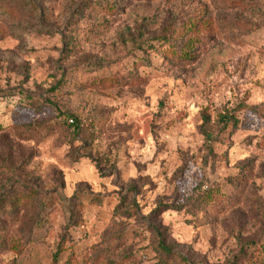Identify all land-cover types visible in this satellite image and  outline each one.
I'll list each match as a JSON object with an SVG mask.
<instances>
[{
	"label": "rangeland",
	"instance_id": "374dc122",
	"mask_svg": "<svg viewBox=\"0 0 264 264\" xmlns=\"http://www.w3.org/2000/svg\"><path fill=\"white\" fill-rule=\"evenodd\" d=\"M22 3L0 14V201L41 211L0 212V264L62 240V264H156L155 227L173 264H264V0ZM214 187L223 213L190 208Z\"/></svg>",
	"mask_w": 264,
	"mask_h": 264
},
{
	"label": "trees",
	"instance_id": "16d2710c",
	"mask_svg": "<svg viewBox=\"0 0 264 264\" xmlns=\"http://www.w3.org/2000/svg\"><path fill=\"white\" fill-rule=\"evenodd\" d=\"M22 4H23L22 0H0V14L3 13L9 16H14L18 10H21ZM107 8L109 7L107 6ZM109 9H113V8L110 7ZM168 50H170L173 54L177 55V52L174 51V49L168 48ZM106 81L113 83L116 80L111 78H106ZM5 96H8L6 92L0 91V97H5ZM218 120L221 124H223L224 130H227L232 123L231 115L227 116L225 114L224 115L222 114L220 115V118ZM75 127L76 129H79V125L77 124ZM0 129L3 128L0 126ZM73 157L76 160L75 154H73ZM102 171L103 170L99 168V172L103 177L104 174L102 173ZM25 201H27L28 207L38 208L39 209L38 212L41 211L39 200L34 195L32 196L24 195V196H15L9 198L8 200L0 201V212H2L4 208H9V209H14V213H16V211L19 209V206L22 205ZM227 203H228V197H226L222 192V187H214L201 191V193L198 196L193 198L190 208L196 212L209 211L210 213L213 212V214L219 215L225 211ZM46 209L47 207L43 205V211H45ZM69 213H70V218L72 220H74L75 216L78 214V212H75V210H72V208L69 209ZM44 217H45L44 215L42 216L38 215L35 218L34 216L31 218V220L32 219L34 220L35 225H38V229H40L42 227V223L45 222ZM154 233L156 240V249L160 254V257L156 262V264H173L175 261L181 263L183 257L180 255L179 251L175 248V246L168 241V238L165 236V232L163 231V229H161V227H155ZM35 236H37L36 232L35 230H32L31 237H35ZM0 246H2L1 240H0ZM260 249H261V253L259 254H264V244L260 247ZM65 251L66 249L63 247V240H62L58 243L57 250L51 256V264H62L61 259L63 254H65ZM75 263L79 264L76 261H73L71 258H69L67 261L64 262V264H75ZM85 264H110V263H108L105 259L97 256L93 260L90 259L89 261H85Z\"/></svg>",
	"mask_w": 264,
	"mask_h": 264
}]
</instances>
